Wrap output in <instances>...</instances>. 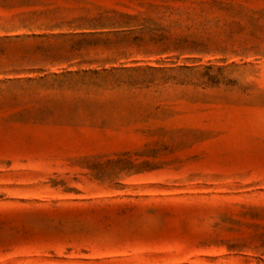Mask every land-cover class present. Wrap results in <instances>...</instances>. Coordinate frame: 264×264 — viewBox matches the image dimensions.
Segmentation results:
<instances>
[{
	"label": "rangeland",
	"instance_id": "rangeland-1",
	"mask_svg": "<svg viewBox=\"0 0 264 264\" xmlns=\"http://www.w3.org/2000/svg\"><path fill=\"white\" fill-rule=\"evenodd\" d=\"M0 264H264V0H0Z\"/></svg>",
	"mask_w": 264,
	"mask_h": 264
}]
</instances>
